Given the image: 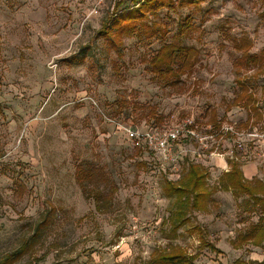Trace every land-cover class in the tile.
<instances>
[{
  "label": "rangeland",
  "instance_id": "374dc122",
  "mask_svg": "<svg viewBox=\"0 0 264 264\" xmlns=\"http://www.w3.org/2000/svg\"><path fill=\"white\" fill-rule=\"evenodd\" d=\"M119 1L0 0V258L27 240L29 251L15 264H154L156 253L174 246L197 256L194 264L263 261L264 245L231 246L259 218L245 197L216 192L207 213H191L173 233L168 219L176 202L162 190L187 162L204 164L213 186L229 152L264 175L261 141L222 142L223 157L186 142L192 153H183L179 173H171L134 148L123 128L161 130L190 121L203 135L225 124L264 133V70L243 72L260 119L230 107L240 56L233 40L249 39L264 69V0H172V8L142 23L149 32L138 26L116 53L97 33ZM185 17L192 28L178 35ZM166 43L200 52L193 71L173 84L148 65ZM83 162L104 171L107 183L99 189L106 199L116 188L101 211L76 184L75 167ZM50 208L56 209L50 226L33 238ZM192 227L219 253L200 245Z\"/></svg>",
  "mask_w": 264,
  "mask_h": 264
},
{
  "label": "trees",
  "instance_id": "16d2710c",
  "mask_svg": "<svg viewBox=\"0 0 264 264\" xmlns=\"http://www.w3.org/2000/svg\"><path fill=\"white\" fill-rule=\"evenodd\" d=\"M125 0L119 1L113 8L112 15L103 22L97 35L106 39L109 48L116 53H121L120 48L124 37H132L138 30V26H142L148 32L151 30L147 25L142 24L150 15H155L164 8H172L174 6L172 0H131L133 5L131 8L123 6ZM194 3L196 0H190ZM192 28L190 17H185L183 23L178 28V35L189 31ZM234 49L240 54L233 62L235 70L234 82L238 88L237 94L232 99L231 105L245 109L250 116H256V120L260 119L254 94L250 91L249 86L244 82L246 79L243 72L252 67L256 73H262L264 69H260V54L264 55V49L260 52V56L251 53L252 43L247 38H238L233 40ZM200 52L195 47L184 46L181 43H166L153 54L149 59L148 65L150 73L170 84L177 83L183 76L189 75L195 66L199 63ZM242 126L245 127L248 123ZM219 129V126L215 127ZM147 129H153L147 127ZM187 140L183 141L185 145ZM228 166L227 171H223L217 178L216 183L210 186L208 183L209 173L207 169L199 163L187 162L182 171V175L176 181L166 180L163 185V193L165 196L174 198L176 207L169 214V224L171 230L176 233L181 227L188 222V216L191 213H207L209 211L212 197L216 192H228L234 198L245 197L246 205L252 207L258 212L259 218L256 224L251 226L247 232L238 234L231 242L232 248H240L247 244L253 246L264 245V183L262 180L254 178L247 180L242 171L241 164L238 161L226 158ZM74 177L76 184L84 194L91 193L95 208L101 211L107 205L115 193L116 188H111L108 199L103 196L99 189L101 184L106 185V176L104 171L90 162L79 163L75 167ZM55 208H50L42 217L34 229L36 238L51 224L52 217L55 214ZM198 234L199 244L208 247L217 253L212 245H210L203 236L202 231L198 227H192L190 234ZM30 241H24L22 245L15 251L4 255L0 258V264H15L29 251ZM197 256L189 255L184 249L178 246L171 247L156 253L152 257L154 264H194ZM233 264H264L261 262L235 261Z\"/></svg>",
  "mask_w": 264,
  "mask_h": 264
},
{
  "label": "built area",
  "instance_id": "2783aa9c",
  "mask_svg": "<svg viewBox=\"0 0 264 264\" xmlns=\"http://www.w3.org/2000/svg\"><path fill=\"white\" fill-rule=\"evenodd\" d=\"M123 131L134 148L149 153L159 169L168 170L171 173H179V161L183 158V153H192V150L184 148V140L189 143L194 142L200 150L207 151L210 156L215 157H223L219 150L221 143L225 141L235 140L238 143V139L244 137L250 142L258 139L264 144V133H258L256 128L239 131L233 125L226 124L217 133L207 135L198 132L190 121L183 122L181 126H171L161 130L153 128L140 131L136 128L124 127ZM195 153L193 151V154ZM227 158L239 160L233 152H229ZM177 177L179 179V175Z\"/></svg>",
  "mask_w": 264,
  "mask_h": 264
},
{
  "label": "crops",
  "instance_id": "0c3cea01",
  "mask_svg": "<svg viewBox=\"0 0 264 264\" xmlns=\"http://www.w3.org/2000/svg\"><path fill=\"white\" fill-rule=\"evenodd\" d=\"M187 165V163H186ZM219 171H218V176L223 172V171H227L228 170V166H227V163H226V160H224L223 158L221 160H219ZM203 166L206 168V166L203 164ZM256 165L252 162H247V163H244V164H241V171L244 175V177L247 179V180H252L254 178H257V179H260L263 181L264 183V175H261L258 170L256 169ZM184 169V168H183ZM213 169L211 168L210 169V172L212 171Z\"/></svg>",
  "mask_w": 264,
  "mask_h": 264
}]
</instances>
